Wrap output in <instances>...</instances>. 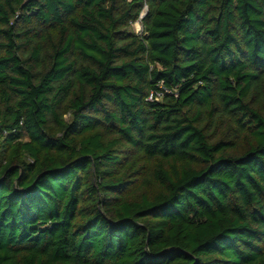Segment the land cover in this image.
<instances>
[{
	"label": "trees",
	"instance_id": "16d2710c",
	"mask_svg": "<svg viewBox=\"0 0 264 264\" xmlns=\"http://www.w3.org/2000/svg\"><path fill=\"white\" fill-rule=\"evenodd\" d=\"M0 264H264V0H0Z\"/></svg>",
	"mask_w": 264,
	"mask_h": 264
},
{
	"label": "built area",
	"instance_id": "2783aa9c",
	"mask_svg": "<svg viewBox=\"0 0 264 264\" xmlns=\"http://www.w3.org/2000/svg\"><path fill=\"white\" fill-rule=\"evenodd\" d=\"M142 16H143V14H141L140 19L142 18ZM140 19L138 21H136L137 24H141ZM142 31H143V27H142V25H140L139 33L141 34ZM165 92L167 93L170 91H169V89H167L165 87V85L163 83H161L159 89L150 93V95L148 96V100H151V101L160 100L163 97Z\"/></svg>",
	"mask_w": 264,
	"mask_h": 264
},
{
	"label": "rangeland",
	"instance_id": "374dc122",
	"mask_svg": "<svg viewBox=\"0 0 264 264\" xmlns=\"http://www.w3.org/2000/svg\"><path fill=\"white\" fill-rule=\"evenodd\" d=\"M143 12H145V11H143ZM140 25H141V24H137V23L135 22V23L131 26V29H132L133 31H135L137 34H140V33H139ZM66 118H67V119L69 118V114H66Z\"/></svg>",
	"mask_w": 264,
	"mask_h": 264
},
{
	"label": "clouds",
	"instance_id": "9594fccd",
	"mask_svg": "<svg viewBox=\"0 0 264 264\" xmlns=\"http://www.w3.org/2000/svg\"><path fill=\"white\" fill-rule=\"evenodd\" d=\"M142 14H144V12H143ZM142 17H143V16H142Z\"/></svg>",
	"mask_w": 264,
	"mask_h": 264
},
{
	"label": "water",
	"instance_id": "95a60500",
	"mask_svg": "<svg viewBox=\"0 0 264 264\" xmlns=\"http://www.w3.org/2000/svg\"><path fill=\"white\" fill-rule=\"evenodd\" d=\"M144 14H145V13H144ZM144 14H143V15H144Z\"/></svg>",
	"mask_w": 264,
	"mask_h": 264
}]
</instances>
